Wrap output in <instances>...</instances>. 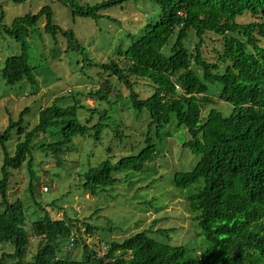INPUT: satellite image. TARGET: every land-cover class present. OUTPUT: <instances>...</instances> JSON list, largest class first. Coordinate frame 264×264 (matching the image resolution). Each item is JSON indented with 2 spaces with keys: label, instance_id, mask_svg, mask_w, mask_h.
Here are the masks:
<instances>
[{
  "label": "trees",
  "instance_id": "trees-1",
  "mask_svg": "<svg viewBox=\"0 0 264 264\" xmlns=\"http://www.w3.org/2000/svg\"><path fill=\"white\" fill-rule=\"evenodd\" d=\"M56 1L66 7L73 21L82 18L97 23L107 17L121 27L123 23L101 12L125 2H132V14L134 10L136 15L133 20L127 18L122 27L123 38L118 40L115 55L97 63L87 59L74 29L54 21L51 6L15 16L9 25L2 23L4 12L0 6V28L4 25L5 33L20 44L21 50L1 61L0 78L4 84L12 86L25 81L32 89L37 88L42 69L41 65L31 63L26 37L42 18V30L55 38V44L58 36L65 39L64 54H84L89 65L100 68L97 75L104 76L95 90L62 94L41 107L36 124L16 144L13 155L6 150L5 142L12 128L23 133L22 115L29 109L20 112L16 120L10 119L0 132V243H9L13 248L12 253L0 257V264L5 255L13 260L10 264H264V0ZM148 7L154 8V13L145 16ZM137 8L141 9L138 13ZM243 17L248 21L241 22ZM209 34L221 39V50L212 47L217 52L215 60L202 55L204 37ZM126 39L128 43L123 46ZM110 74L115 76L118 86L128 90L126 110L131 108L137 117L143 118L139 127L142 145L134 142L130 150L123 142L128 134L122 126L128 124L122 120L114 123L108 133L110 139L118 141L116 150L122 148L124 153L114 152L108 144L99 161L84 164L77 178L83 177L81 188L93 197L111 190L118 182L127 181L130 185L139 177L145 181L144 174L155 173L152 169L157 167L161 153L158 143L170 136L161 130L174 120L177 127L182 126L190 135L182 146L198 156L192 169L173 173V187L168 183L172 193L182 195L185 201L192 236L185 242L179 236L173 240L177 231H188L184 218L168 230L160 226L153 230L155 219L147 229L136 231L121 242H106L107 249L100 255L86 245L83 236L98 230L90 221L98 209L79 220L55 205L29 223L38 242L31 260H25L29 242L24 229L25 206L19 199L10 202L7 198L11 169L25 163L29 174L27 192L34 205L41 206L36 198L41 189L38 191L40 180L33 163L34 152L39 150L45 157L50 156L57 167H77L78 162L69 158L70 152L79 149L74 139L79 137L86 144L87 138L92 137L96 143L103 130L110 129L102 123L110 116L99 107V101H107L113 95L112 80L105 78ZM140 80L150 91L145 97L135 90ZM209 85L218 87V98L231 106L228 115L212 108L201 116L202 108L209 102ZM113 96L122 97L120 89ZM85 97H92L96 105L85 109ZM83 110L89 114L86 112L81 120ZM94 114L98 115V122L92 123ZM38 135L43 136L34 142ZM135 147L136 151L130 153ZM127 150L129 153H125ZM44 174L47 191L51 174ZM136 175L139 177L132 180ZM152 202V198L147 200L149 205ZM105 230L110 232L112 227L108 224L106 229L102 228ZM154 233L164 234L167 240L153 237ZM64 241L69 243L68 248ZM77 245L82 246V258L70 259V250Z\"/></svg>",
  "mask_w": 264,
  "mask_h": 264
},
{
  "label": "rangeland",
  "instance_id": "rangeland-1",
  "mask_svg": "<svg viewBox=\"0 0 264 264\" xmlns=\"http://www.w3.org/2000/svg\"><path fill=\"white\" fill-rule=\"evenodd\" d=\"M89 1L90 3L99 0H81V2ZM132 2H125L122 6H111L105 8L101 13L106 16H112L115 20L123 23L120 26L112 24L107 17H103L95 21L82 18H76L72 20L70 13L67 12L66 7L62 6L56 0H25L23 2L14 3L11 0H0V6L3 8L4 19L3 24L9 25L11 20L18 15H23L27 12L36 13L42 6L49 5L53 10L54 21L59 23L64 28L74 29L78 36L81 45L84 47L87 59L92 62L102 63L110 59L111 55H115L114 52L118 47V40L123 38L122 27L127 24V18L134 19L135 11L132 10ZM133 5V4H132ZM141 9H136V12ZM131 11V12H129ZM154 13V8H145L144 15L149 16ZM241 22L248 21L247 17L239 19ZM45 21L44 18L40 19L38 24L34 26L33 30L29 32L26 40L30 43L31 51L30 58L31 63L41 65L39 68L40 76H38L37 88H31L28 83L22 81L16 85H6L0 78V132L9 123V120H16L25 108H28V112L22 115L23 133H17V130L12 128L10 136L5 142L6 150L13 155L15 152L16 144L24 139V134L31 130L37 122L38 110L41 107L49 105L54 98L62 94L73 93L76 91H82L83 93L98 88L104 80V76L101 77L98 74L100 68L95 65H89L88 60L84 54L73 53L71 56L64 54L65 39L60 35L58 41L55 44V38L51 35L44 33L42 27ZM88 24V25H87ZM132 25V24H130ZM4 25L0 28V63L10 54H17L20 50V44L14 40L11 36L7 35L4 31ZM59 35V34H58ZM195 39L194 35L191 36ZM205 43L202 46V55L208 60H215L217 58V52L212 48L221 50L222 44L220 37H216L213 34L206 35L204 37ZM128 43V39L123 42V46ZM53 48H56L53 57L51 55ZM47 67V68H45ZM49 72H48V70ZM44 72H48L42 74ZM108 75V74H106ZM106 79H111L113 84L112 94L116 93V90L120 89L121 96H110L109 99L99 101V107L107 110L108 117L103 119L102 123L110 127L103 130L99 141L94 143L92 137L87 138L86 144L81 141L80 138H75L74 143L79 148L74 152L69 153V158L78 162L76 168H72L70 165L57 167L54 160L48 156L45 157L39 150L34 152L33 163L39 177V195L36 198L41 202V206L36 207L33 203L32 197L28 194L27 188L29 174L25 163L18 169H11V176L9 180L8 189V201L12 202L19 199L24 204L25 212V225L24 229L28 232L29 242L26 246V252L24 259L31 260L33 254L36 251V244L38 237H35L31 233L30 224L32 220L41 217L44 211L52 210L56 206L64 208V212L68 215L78 217L79 220L87 218L93 214V210H97L96 215H92L90 221L94 224L98 230L93 233L84 234L85 243L94 250H100L99 246L93 244L89 238L91 234L98 236L103 241H116L121 242L125 237L133 234L136 231L147 229L152 223V220H157L153 223L152 229L157 227L167 228L174 227L175 221L184 218V228L189 227L191 222L190 214L186 209L185 201L182 195H175L172 193V189L168 186V183H172V176L176 170H190L196 164L198 156L193 155L188 148L183 147L182 143L190 139V135L186 129L182 126L177 127L174 120L171 123L164 125L162 132H168L170 136L163 143H158V149L161 151L158 157L157 167L153 168V172L150 175L144 174L147 179L143 181L144 177L140 178L139 175L131 178L137 180L130 185H127V181L118 182L111 190L106 192H99L96 196H93L86 190H83L81 183L83 177L77 179L81 173L84 164L88 162L96 163L105 154V148L108 144L116 153L123 152L116 150L118 141L110 139V130L114 123L120 120L128 124L126 127L122 126L124 133L128 134L123 138L124 144L130 147L135 142L138 145L140 142L139 127L143 124V118L136 116V111L131 108L126 110L127 93L128 90L123 85H117L115 76H105ZM135 90L139 92L141 97L147 96L150 93L149 89L143 85V81H138ZM209 96L213 99L211 103H208L203 108V112H206L211 107H214L223 115H228L231 111V106L224 101L217 98L218 87L209 85ZM149 95V94H148ZM117 100L116 102H114ZM85 109L93 108L96 102L92 97H85L83 99ZM121 114H117L119 111ZM87 112V111H86ZM85 110L83 113L80 111L81 120L84 119ZM89 114V113H88ZM84 115V116H83ZM205 114H203V117ZM120 118V119H119ZM98 122V115L94 114L92 123ZM91 124V123H90ZM109 132V133H108ZM128 132V133H127ZM43 136V135H42ZM38 135L34 142H37L42 137ZM154 136V134H153ZM154 139L156 137L154 136ZM122 142V145H124ZM142 145V143H140ZM137 147L130 153L135 152ZM125 153H129L127 150ZM68 158V156H67ZM3 159V149L0 145V166ZM1 168V167H0ZM51 174L47 183L49 185L48 190L44 191L43 187L47 184L44 182V172ZM161 175L162 177L153 180L154 183H150V180L156 179ZM123 176V175H122ZM1 177V171H0ZM143 181V182H142ZM150 183V184H149ZM80 186V187H79ZM172 186V184H171ZM173 187V186H172ZM172 193V194H171ZM35 194V193H34ZM153 199L152 205L147 203V200ZM52 200H54L52 202ZM142 200H145L143 202ZM52 202V203H51ZM48 204V205H47ZM56 205V206H55ZM2 210V208H0ZM52 212V211H51ZM50 212V213H51ZM51 215H54L51 213ZM59 216L61 214H58ZM112 227V231H102V228H107V225ZM191 226L188 231L182 230L181 233L177 231V236L173 237V240L179 236V239L186 241L191 238L193 230ZM191 231V232H190ZM172 234V232H170ZM153 237L157 239L167 240L164 234L154 233ZM194 242V240H193ZM68 248L69 243L63 242ZM9 243H0V257L3 254L12 253L13 248ZM70 259L82 258V246L77 245L70 250ZM13 260L7 257H3V264H10Z\"/></svg>",
  "mask_w": 264,
  "mask_h": 264
},
{
  "label": "clouds",
  "instance_id": "clouds-1",
  "mask_svg": "<svg viewBox=\"0 0 264 264\" xmlns=\"http://www.w3.org/2000/svg\"><path fill=\"white\" fill-rule=\"evenodd\" d=\"M211 87H213V86H211ZM208 95V97H209V102L208 103H211L212 101H213V99L209 96V94H207ZM217 98H218V93H217ZM220 99V98H219ZM221 100V99H220ZM221 101H223V100H221ZM208 103H206L205 105H207ZM226 103V102H225ZM228 104V103H227ZM205 107V106H204ZM203 107V108H204ZM203 108H202V110H201V116H203V114H205V116H206V114L208 113V111L210 110V109H212V108H214V107H211L209 110H207L206 112H203ZM216 109V108H215ZM218 110V109H217ZM218 111H220V110H218ZM189 140V139H188ZM43 189H44V187H43ZM45 190V189H44ZM83 230V229H82ZM85 238V237H84ZM89 240H91L92 242H93V244L94 245H96V246H99L100 247V250H94L93 248H91V249H93L94 251H96V252H98L100 255H102V254H104V252H105V250L107 249V245H105L106 244V241H103L102 239H100L98 236H95L94 234H91V237L89 238ZM87 245V244H86ZM90 248V247H89Z\"/></svg>",
  "mask_w": 264,
  "mask_h": 264
},
{
  "label": "built area",
  "instance_id": "built-area-1",
  "mask_svg": "<svg viewBox=\"0 0 264 264\" xmlns=\"http://www.w3.org/2000/svg\"><path fill=\"white\" fill-rule=\"evenodd\" d=\"M45 189V188H44Z\"/></svg>",
  "mask_w": 264,
  "mask_h": 264
}]
</instances>
